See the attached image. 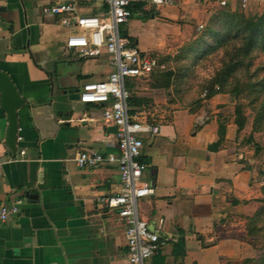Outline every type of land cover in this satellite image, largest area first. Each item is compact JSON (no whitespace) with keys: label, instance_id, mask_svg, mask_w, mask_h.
I'll use <instances>...</instances> for the list:
<instances>
[{"label":"crops","instance_id":"obj_1","mask_svg":"<svg viewBox=\"0 0 264 264\" xmlns=\"http://www.w3.org/2000/svg\"><path fill=\"white\" fill-rule=\"evenodd\" d=\"M61 1L67 0H0V71L23 99L16 109L22 140H16L14 151L6 142L8 117L0 106V203L23 200L19 214L0 224V264H128L123 226L98 201L120 190L117 167L80 169L75 162L77 152L86 148L116 153L115 128L103 122L101 105L71 99L67 92L105 79L111 68L106 56L86 59L66 49L69 30L42 12L44 5ZM172 5L179 9L174 14L161 11L171 5L154 9L171 25L152 47L142 49L150 41L127 31L139 50L162 52L179 21L196 18L200 25L209 19L210 6L202 0ZM152 10L133 16L127 27L134 17L152 23ZM151 91L135 94L156 103V90ZM228 97L215 93L211 107ZM170 117L158 136L144 138L141 155L147 164L143 179L152 193L140 200V216L151 228L162 225V236L172 237H166L153 264H173V246L180 237L183 264H205L210 251L213 264H219V257L238 258L246 251L239 241L243 225L262 198L264 180L254 152L237 148L236 123L204 120L203 114L186 110ZM221 124L224 137L211 147Z\"/></svg>","mask_w":264,"mask_h":264},{"label":"built area","instance_id":"obj_2","mask_svg":"<svg viewBox=\"0 0 264 264\" xmlns=\"http://www.w3.org/2000/svg\"><path fill=\"white\" fill-rule=\"evenodd\" d=\"M179 0H67L47 4L42 12L56 18L59 26L69 30L65 47L81 58L106 56L111 71L102 80L87 81L79 89L78 100L102 106L101 118L113 125L116 153L94 148L79 150L75 162L80 169L105 164L117 167L120 190L98 201L113 213L123 226L128 264H153L168 239L161 235L162 225L151 228L140 216L139 202L152 193L151 184L143 179L147 164L139 160L144 138H154L162 124L149 121L142 112L131 113L129 81L149 78L165 65L153 52L139 50L129 35L122 33L133 16L145 9H157ZM207 6L224 8L227 0H202ZM141 4V8L136 5ZM94 6V10H85ZM203 25L200 24L199 28ZM17 130H20L18 128ZM16 140H22L16 135ZM1 166V164H0ZM21 198L0 203V224L19 214Z\"/></svg>","mask_w":264,"mask_h":264},{"label":"rangeland","instance_id":"obj_3","mask_svg":"<svg viewBox=\"0 0 264 264\" xmlns=\"http://www.w3.org/2000/svg\"><path fill=\"white\" fill-rule=\"evenodd\" d=\"M191 4V1H187V5ZM209 9V19L202 22V28H199L196 18L191 21H179L180 26L174 34V39L165 42L164 51H154L165 68L149 78L137 80L131 92L136 95L137 91L156 90V103L149 102L139 111L149 121L156 123L166 124L170 116L180 110L203 114L204 120L217 117L225 125L235 123V120L241 122L240 126L235 125V143L237 148L245 153L249 150L254 152L252 156L256 157L260 177L264 180V37L257 36L255 46L249 52H246L245 35H236L235 30H231L229 39L214 48L207 45H214L213 37L206 40L200 38L205 32L210 34L214 32L213 29L218 28L216 17L221 12H236L251 19L264 16V0H228L224 8L214 5ZM178 10L176 5L161 7L164 14H174ZM158 14L153 9L148 17L156 19L147 25L142 17H134L135 22L129 27L122 26L121 31L126 34L129 30L140 38H147L150 42L148 46L141 45L142 49L152 47L151 42L165 30H170L171 25L166 19L158 17ZM185 23L189 25L184 26ZM200 40L203 44L196 43ZM231 60L236 62L237 68L229 74L223 88H219L220 84L215 79ZM210 91L214 92L213 95L228 93L227 102L217 103L215 108H212L209 99L213 95L207 96ZM215 109L219 111L216 113ZM262 204L260 202L259 206ZM247 222L248 218L239 240L246 251L238 258L219 257V264H264L263 231L247 234ZM165 236L172 240L170 233H165ZM204 256L205 264L214 263L212 251ZM182 259L183 257H176L172 259V263L183 264Z\"/></svg>","mask_w":264,"mask_h":264},{"label":"trees","instance_id":"obj_4","mask_svg":"<svg viewBox=\"0 0 264 264\" xmlns=\"http://www.w3.org/2000/svg\"><path fill=\"white\" fill-rule=\"evenodd\" d=\"M137 8H141L142 5L138 4L136 5ZM218 24V28L213 29L214 32H210L208 34L205 32L200 36L202 39H208L209 37H213L214 45H210L211 43L207 44L209 48H214L215 45L222 44V42L226 39H229V33L231 30H235V34L238 35L239 33L245 35L246 38V52L251 50L257 41L258 37H264V16H261L257 19H251L247 18L243 15L237 14L236 12H231L229 14L220 13L219 16L216 17ZM221 18V19H220ZM220 19V20H219ZM207 33V34H206ZM223 33V34H220ZM131 41H133L132 38H130ZM212 39V38H211ZM195 42V41H194ZM201 43V40L196 42ZM203 44V43H201ZM208 49V48H207ZM206 49V50H207ZM210 50V49H209ZM237 64L236 62H233V60L228 61L225 68H223L220 72V75L218 76L215 81L219 82V88H223L224 82L228 80L229 74L236 70ZM135 82L129 81L128 87L132 89ZM214 92L210 91L207 96L210 97L213 95ZM149 99L145 97H139L137 95L132 94L129 104L131 107L130 112L134 113L136 111H139V107H141L144 104L149 103ZM235 123L237 125H241V122H238L235 120ZM225 134V126L219 125L218 127V140L214 144L211 145L214 148H216L220 142L222 141ZM139 160L143 161L141 158ZM261 192H262V198L259 199L261 203H263L261 206H259L256 211L248 217V224L246 226L247 234L252 232H258L260 230L263 231V237H264V183L261 186ZM173 256L176 258L178 257H184L185 256V247H184V238L180 237L173 246L172 250ZM158 257V256H157ZM155 257V258H157ZM192 264H197L196 262H193Z\"/></svg>","mask_w":264,"mask_h":264},{"label":"water","instance_id":"obj_5","mask_svg":"<svg viewBox=\"0 0 264 264\" xmlns=\"http://www.w3.org/2000/svg\"><path fill=\"white\" fill-rule=\"evenodd\" d=\"M78 91V88H70L67 90L69 98L78 99ZM0 96V106L6 112L8 117L6 142L11 150L14 151L17 135L16 109L21 106L23 99L17 92L7 73L3 71H0ZM34 196L35 195L33 194L30 195L31 198Z\"/></svg>","mask_w":264,"mask_h":264}]
</instances>
